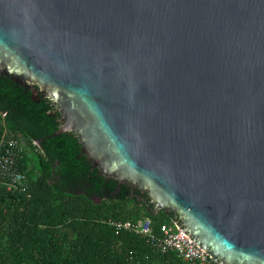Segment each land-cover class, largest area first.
<instances>
[{
  "label": "water",
  "instance_id": "1",
  "mask_svg": "<svg viewBox=\"0 0 264 264\" xmlns=\"http://www.w3.org/2000/svg\"><path fill=\"white\" fill-rule=\"evenodd\" d=\"M0 100L72 146L74 195L264 264V0H0Z\"/></svg>",
  "mask_w": 264,
  "mask_h": 264
},
{
  "label": "trees",
  "instance_id": "2",
  "mask_svg": "<svg viewBox=\"0 0 264 264\" xmlns=\"http://www.w3.org/2000/svg\"><path fill=\"white\" fill-rule=\"evenodd\" d=\"M38 123V115L0 100V136L21 143L18 169L25 176L22 191L0 184V264H199L157 250L134 231L117 230L115 223L142 219L152 235L163 225L175 228L162 211L151 214L149 198L136 204L112 184L98 204L74 195L69 180L80 167L68 161L72 146L59 136L44 139L40 149L33 140L52 129Z\"/></svg>",
  "mask_w": 264,
  "mask_h": 264
},
{
  "label": "built area",
  "instance_id": "3",
  "mask_svg": "<svg viewBox=\"0 0 264 264\" xmlns=\"http://www.w3.org/2000/svg\"><path fill=\"white\" fill-rule=\"evenodd\" d=\"M23 151L21 143L13 138L0 136V184L7 191H22L25 176L18 169V159ZM117 230L126 229L146 238L152 247L161 252L173 251L179 258L187 262L199 264H214L208 253L199 248L194 239L188 234L168 225L160 227L159 235H152L149 231V221L142 219L134 225L129 223H115Z\"/></svg>",
  "mask_w": 264,
  "mask_h": 264
}]
</instances>
